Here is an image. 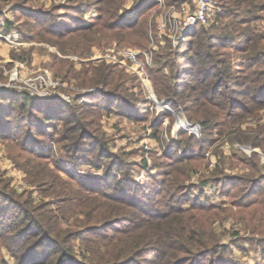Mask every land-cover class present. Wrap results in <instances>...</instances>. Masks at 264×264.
Returning a JSON list of instances; mask_svg holds the SVG:
<instances>
[{"label":"rangeland","instance_id":"rangeland-1","mask_svg":"<svg viewBox=\"0 0 264 264\" xmlns=\"http://www.w3.org/2000/svg\"><path fill=\"white\" fill-rule=\"evenodd\" d=\"M92 1L0 0V103H4L5 107L3 108H6L5 114L3 112L0 119L8 118L11 121L8 123L14 125L9 128L8 134L4 136L0 134V191L2 192L0 194V209L5 211L6 217L11 215L12 218H17L22 217L23 212L16 206L26 203L31 207V205L45 203V207L52 211L50 213L56 215V218H53L56 228L64 233L66 232L64 230L75 223L81 224V227L88 225V228H93L92 219L97 220L101 217L100 211L95 210V202L102 201L105 197L96 195L95 192L91 191L93 188L89 186V184L94 183L93 181L97 177L103 179L104 183L106 181L107 184H110L108 189L110 194L116 193L112 185H115L116 188L122 185L125 189L124 192L130 194L133 188H137L141 184L156 182L158 178L154 176L159 177L160 171L169 169L170 166L165 164L170 159L164 155V150L168 154L171 153L173 158L177 153L184 154L180 150L186 146L188 136L185 132L178 134L179 131H175V123L178 117L182 116L191 124H200L201 132L197 137L201 138L207 133L202 130L203 126L200 121H188L184 112L179 108L172 107L171 104L168 109L170 115L164 118L163 125L157 129L156 135L153 134L154 128L151 121L154 113L152 114L150 111L144 113L145 116L140 120V118L122 115L120 110L115 109L110 112H102V116L96 118L90 125L88 138L85 139L84 144L79 145L78 154L81 153L82 157L76 158V153L73 151V141L68 138L65 139L68 132H66V125L63 120L69 113L68 107L64 109L62 119L48 121L42 114L33 118H25L26 110L30 109V106L27 104V100L23 99V94H31L32 90L37 94H44L46 92L44 90H48V93L45 94H52L53 97L43 99L53 102L61 101L73 105L91 101L97 105L96 103L101 101L95 97L99 93L97 90L107 89L109 91V89L114 88L112 85H80L77 84L76 80L62 79L61 74L57 72L62 73L67 69V65H63L60 59L70 60L69 63H72L74 70H76L89 63L92 65L112 63L105 59H100V61L88 60L93 51L103 50L109 45L138 47L134 44L135 35H127L121 42L108 36L102 37L100 44H93L89 50L82 54L69 51H67L68 54H63L54 43L56 37L46 30L45 26L48 23L34 26L33 22L22 21L24 16H16V11L25 12L22 9L15 10L14 6L31 5L35 8L31 12L34 14L37 13L36 9H50V17L57 20L59 17L65 18L62 15H75L72 6L86 2L89 6L83 17L90 20L96 16L98 7V4ZM134 1L124 0L119 8V13H122L126 20L136 16V11L132 8ZM164 1L167 4H173L183 0ZM216 1L220 6L218 0ZM156 7L157 4L155 3L150 10L141 15L146 16L148 27H150L149 33L157 44L155 50H160L159 48L165 45L170 47V44L171 47L176 48L184 40L174 46L171 41L163 40L164 37H158L155 33L154 12ZM256 13L264 17V10H257ZM7 19L10 20V27L8 28L9 31L4 32V27L7 26L5 20ZM231 19V16L223 18L220 26L228 23ZM259 31L262 35L260 45L264 48V20L261 22ZM160 41L162 43L159 44ZM237 44V41L227 44L225 50L231 56L233 72L239 74L244 73L246 69L245 61L241 56L242 52L237 49ZM179 59L178 55L177 60ZM116 65L114 71L122 69L124 72V78L120 80L121 86L117 91L127 96L132 91V98L142 100L144 95L138 88L136 81L134 79L125 81V73L129 75L131 71L122 65ZM39 77L46 80L48 78L58 80L59 85L53 88L51 85L46 86L44 80L39 81ZM143 82L146 89L142 85L140 87L147 96H150L149 93L151 92L147 89L149 84L147 85L144 80ZM149 82L152 90L151 96L153 94L159 100L161 96L157 94L150 78ZM29 83L32 85L29 86ZM125 89L127 92H124ZM57 94L68 95L69 100H54V96ZM81 96L85 98V101L78 100ZM150 105H152L151 99ZM3 128L1 132H4ZM6 128L8 129V127ZM262 128L264 129V107L236 122L229 123L228 121V127L224 129L223 133H217L216 130H213L210 134L211 139H213L211 145L205 144L202 151L198 148H196L198 150L189 151L194 153V157L187 159L184 154L181 160L174 164L183 171L184 175L180 174L177 178L181 181V185L183 184L182 186L168 188L169 195L167 193L165 196L163 195L164 192L157 194V192L149 190L143 195L139 193V197L143 199L141 202L149 203V210L154 206L153 212L158 214L156 215L158 218L153 217V219L163 218L167 214L165 220H171L175 225L189 223V225L187 224L188 227H195L205 232L212 229L218 242L230 247L228 259L236 264H264L262 246L260 245L262 238H264V215L261 213H264V191H260L264 186V146L254 147L247 140L240 142L231 139V136L240 133H242L240 135H252L256 133V130ZM177 138L179 143L174 150V146L171 144ZM191 140L195 148L197 142L193 138ZM99 141L106 144V150H97ZM83 147L86 150H82ZM33 148L38 153V158L36 156L33 158L35 162L45 163L46 171L50 172L49 181L44 180L45 182L41 185H37L36 182L33 184L24 167L20 166L21 164L16 165L17 161V163H21L29 157V150ZM42 148L43 150H41ZM19 151L22 152L18 158L16 155ZM144 164L146 167L143 166ZM107 166L112 168L108 175L105 173ZM222 173L233 178L221 179L220 182L212 180L215 174ZM52 177L56 178V191H53L50 186ZM252 178L257 179L259 183L253 184L255 180ZM4 192L9 195L10 199L4 201L6 199ZM151 193L155 195V202L150 199ZM242 193L244 198L241 196ZM254 198L263 200H258L257 203L249 201ZM238 199L242 203H250L246 211H242L241 207L237 205ZM193 204H195V208L191 207ZM205 204L212 206L210 211H203L199 208ZM178 209L182 212L178 213ZM159 212L166 214L159 217L161 216ZM168 212L173 213L169 214ZM140 213L141 211H138V214ZM121 227H123V223L108 226L103 222L99 225L98 231H88L87 243L94 248L93 251H90L92 252L91 256L99 259L104 255H109L110 251L120 249L122 237H124L122 233L124 229L119 231ZM13 231L12 228H10V232L0 230V264L19 263L14 256L15 253H19L18 243L14 242V237L9 236V233L11 234ZM73 231H69L70 234L68 235H71L73 239L71 244L74 252L86 251V247L83 244L80 245L78 238L74 236L75 231L78 230ZM202 236L203 239H206L208 234L205 233ZM99 255L102 256L99 257Z\"/></svg>","mask_w":264,"mask_h":264},{"label":"trees","instance_id":"trees-1","mask_svg":"<svg viewBox=\"0 0 264 264\" xmlns=\"http://www.w3.org/2000/svg\"><path fill=\"white\" fill-rule=\"evenodd\" d=\"M123 1L93 0L92 2L98 4L97 14L90 20L83 17L89 6L86 2L72 6L75 15H62L65 18L59 17L57 20L50 17V9H36V14L31 13L35 9L31 5L14 6V9H22L25 13L16 11V16L23 15L22 21L33 22L34 26L48 23L49 25L45 26L46 30L56 37L54 43L63 54H68L67 51L82 54L89 50L93 44H100L102 37L110 36L121 42L130 34L136 36L134 42L136 47L139 49L148 48L151 42L150 27H148L146 16L141 15L150 10L155 5V1L135 0L132 8L136 11V16L129 20L119 13ZM218 2L222 10L216 21L206 26L196 24L186 33L184 41L176 48L171 47L170 44L171 48L165 45L160 47V50H154L152 66L146 67L148 78L153 82L157 94L161 96L159 100L165 98L172 107L181 109L188 121H200L203 126L202 130L207 132L206 135L199 138L192 133L179 130L178 134L185 132L188 136L186 146L180 150L187 159L194 157V153L189 151L193 149L202 151L205 144L211 145L213 139L210 134L213 130L223 133L224 129L228 127V121L229 123L236 122L264 107V48L260 45L262 35L259 31L264 17L256 13L257 10H264V0H218ZM238 15L239 18H237ZM228 16H231L232 19L220 26L222 19ZM5 21L7 26L3 31L7 32L10 20ZM234 41L238 42L237 49L242 52L241 56L245 61L246 70L244 73L233 72L231 56L225 50ZM178 55L179 60H177ZM60 60L63 65H67V69L62 73L57 72L61 74L62 79H73L80 85L114 86L109 91L107 89L97 90L100 94L96 92L98 96L95 97L101 100L96 103L97 105L91 101L69 105L61 101L53 102L39 98L29 93L23 94V99H26L30 106V109L26 110L25 118H33L42 114L48 121L62 119L64 109L69 108V113L63 120L66 132H68L65 139L73 141L76 158L82 157L81 153L78 154L79 145L84 144L85 139L88 138L90 125L96 118L102 116V112L116 109L120 110L122 115L142 120L145 116L144 113L150 111L152 114L154 113L151 121L155 135L157 129L163 125L164 118L169 117L170 113L165 109L159 111L150 109V99L140 87L139 79L132 72L129 75L125 73V81L133 79L136 81L144 95L142 100L132 98V91L129 96L124 93L120 94L117 90L121 86L120 80L124 78V72L122 69L114 71L117 66L115 63L97 65L89 63L74 70L72 63H69L70 60ZM124 92H127L126 89ZM3 107H5L4 103H0V116L6 112V108ZM8 121L11 122L8 118L0 119V134L3 136L8 134L9 128L14 126ZM2 128L4 132H1ZM240 134L231 136V139L240 142L247 140L254 147L264 146L263 128L256 130V133L252 135ZM192 138L197 142L195 148L191 143ZM178 143V138L172 142L174 150ZM106 149V144L99 141L97 150ZM82 150H86V148L83 147ZM21 152L19 151L16 157L19 158ZM89 152L91 151L89 150ZM29 154L31 157H27L21 163H17V161L16 165L21 164L20 166L24 167L33 184L36 182L37 185H41L45 182L44 180L49 181L50 172L46 171V164L40 161L35 162L33 159L35 156L38 158L36 149H30ZM184 154L177 153L173 158L171 153L168 154L164 150V155L170 159L169 164H165L170 166L169 169L160 171L159 177L154 176L158 178L156 182L141 184L139 187L133 188L130 194L124 192L125 189L122 185L117 188L112 185L117 194H110L108 192L110 184H107L106 181L104 183L103 179L97 177L93 181L94 183L89 186L93 188L91 191L105 199L95 202V210L100 211L101 217L97 220L92 219L93 228H88V225L81 227V224L75 223L70 227L73 229L67 228L64 230L67 233H64L56 228L55 220H53L56 215L50 213L52 211L45 207V203L31 205V207L26 203L16 206L23 212L22 217L17 218H12L11 215L6 217L5 211L0 209V218H4L0 219V230L5 232H10V228L14 230L13 233H9V236L14 237V242L18 243L19 253L14 255L18 264H236L227 258L231 251L230 247L221 245L212 229L205 232L195 227H188L189 223H187L188 225H175L171 220H165L167 214L161 212H159L161 215L159 217H163L165 214L166 217L153 219V217L158 218L156 216L158 214L153 212L154 206L149 210V203L141 202L143 199L139 197V193L143 195L149 190L157 192V194L164 192L165 196L167 193L169 195L168 188H178L183 185L177 179L178 175H184L183 171L174 164L181 160ZM173 161L175 162L171 163ZM143 166L146 167V164ZM111 169L107 166L105 173L108 175ZM225 174H215L212 180L220 182L221 179L233 178ZM54 177L56 176L54 175ZM54 177H52V181L50 180V186L53 191H56V178ZM252 179L255 180L253 184L259 183L257 179ZM252 179L249 180L252 181ZM260 191H264V186ZM0 194H2L1 191ZM4 194H6L4 201L10 199L7 193L4 192ZM151 194L150 199L155 202V195ZM258 200L263 199L254 198L249 201L257 203ZM236 203L242 211H246L247 206L250 205V203H242L239 199ZM194 206L195 204L191 205L192 208H195ZM199 208L203 211H210L212 206L205 204ZM138 211H141L143 215L138 214ZM177 212L181 213L182 211L178 209ZM261 213L264 215L263 212ZM86 214L88 213L86 212ZM103 222L108 226L123 223V227L119 228V231L124 229L122 231L124 237H122L120 249L110 251L109 255L95 259L90 252L94 248L87 243L86 235L88 231H98L99 225ZM71 230H78L75 231L74 236L78 238L80 245L83 244L86 247V251L74 252L71 244L73 239L71 235H68ZM205 233L208 234V237L203 239L202 235ZM260 245L264 256V238Z\"/></svg>","mask_w":264,"mask_h":264},{"label":"built area","instance_id":"built-area-1","mask_svg":"<svg viewBox=\"0 0 264 264\" xmlns=\"http://www.w3.org/2000/svg\"><path fill=\"white\" fill-rule=\"evenodd\" d=\"M157 4L156 11L154 12V29L158 37L163 40L168 39L171 43L176 46L180 43L187 32H189L196 24L209 25L216 21L218 14L220 13V6L216 0H183L181 2L167 4L164 0H156ZM153 36L150 34V45L146 49H138L133 47H119L116 44L109 45L103 50H96L91 53L88 60L100 61L105 59L107 62L116 63L124 66L131 72H133L139 79L141 85L144 86L143 80L148 82V90L152 93L149 78L146 74V67L152 66L153 63V52L157 47ZM162 41L159 42V44ZM44 80L46 86L51 85L52 88L59 85L58 80L48 78L47 80L43 77H39V81ZM31 86L32 84H28ZM146 90L148 93L149 91ZM44 94H37V92H30L32 95L46 98L53 97L52 94L48 93V90H44ZM148 95L149 99L152 100L150 109L159 111L165 109L168 111L170 102L167 100H157L152 94ZM68 101L69 96L55 95L54 100ZM78 100L85 101V98L81 96ZM178 120V119H177ZM164 122V121H163ZM187 131L198 136L201 132L199 123H188L186 120L180 124L175 123V131Z\"/></svg>","mask_w":264,"mask_h":264},{"label":"bare ground","instance_id":"bare-ground-1","mask_svg":"<svg viewBox=\"0 0 264 264\" xmlns=\"http://www.w3.org/2000/svg\"><path fill=\"white\" fill-rule=\"evenodd\" d=\"M146 84L148 85V82L147 81H146ZM179 116H181V115H179ZM182 121H183L182 116L181 117H178L177 124H180Z\"/></svg>","mask_w":264,"mask_h":264}]
</instances>
